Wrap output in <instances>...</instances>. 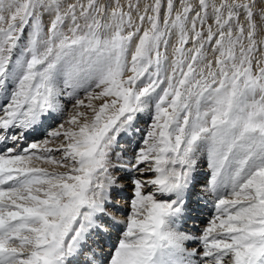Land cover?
<instances>
[{"label":"snow or ice","instance_id":"6c2138e0","mask_svg":"<svg viewBox=\"0 0 264 264\" xmlns=\"http://www.w3.org/2000/svg\"><path fill=\"white\" fill-rule=\"evenodd\" d=\"M0 145V264H264V0H0ZM201 153L193 236L176 225ZM114 169L133 174L120 221Z\"/></svg>","mask_w":264,"mask_h":264},{"label":"bare ground","instance_id":"6f19581e","mask_svg":"<svg viewBox=\"0 0 264 264\" xmlns=\"http://www.w3.org/2000/svg\"><path fill=\"white\" fill-rule=\"evenodd\" d=\"M65 99V98H64ZM70 107H72V105H70ZM144 117H143V120L145 119L146 120V115L144 114L143 115ZM140 121V120H139ZM54 123V121H48L47 122V124H46V126H48V128H53L54 126H52V124ZM53 125H55V124H53ZM135 125L137 126V125H139L138 123H135ZM135 125H134V128H133V130L132 131H129L130 133L132 132V134L134 133L133 131H134V129H136L135 128ZM144 128V127H143ZM144 130V129H143ZM145 132V131H144ZM141 133V135L143 136V134H142V131L140 132V130L139 131H137V133L135 134H133L131 137H132V140H131V142L130 141H128L129 142V147L128 148H126L125 147V145H119V147H118V149L116 150L115 149V152H118L119 154H120V157H122L125 161L129 158V157H131L132 156V152H134V151H130V149H131V147L134 145V148H137V146L139 147V142H137L138 140H137V134H140ZM30 135H32V134H30ZM29 135V136H30ZM140 135V136H141ZM127 136L128 135H126L125 136V138H127ZM141 136V137H142ZM122 137H120V139H121ZM124 138V137H123ZM130 140V139H129ZM123 141H125V140H123ZM118 143H119V141H118ZM141 144V143H140ZM136 145V146H135ZM119 150H121V152L119 151ZM199 162H201V163H199ZM203 162H207V159H206V155H204L203 153H201V155H200V157H199V159H198V164H197V168H196V172H195V177H194V180L196 181V180H198L199 178H200V175H201V173L203 172H205V168H203ZM41 166H44V167H51L50 165H41ZM207 167V166H206ZM61 171L63 170V169H60ZM117 170V169H116ZM125 177H127L128 175V177H131L133 174L132 173H130V172H127V173H125L124 171L123 172H120V171H118V172H116L115 173V170L113 171V175L114 176H116V177H118V181H117V187L116 188H114V191L116 192V194H118V196H117V198H118V202H116L115 203V201H113L114 202V204L112 203V201H111V197H110V203H108V205H107V208H106V211L108 210V211H110V209L111 208H120V209H127L126 207H127V204H124L123 202H122V200L121 199H125V197H126V199L125 200H127V194L125 193V194H123L126 190H128L127 188L125 189V186H122L124 183H125V178L124 179H119V177H121L122 175ZM205 179V178H204ZM203 182L204 183H201V181L200 180H198V184L197 185H199V186H195L194 187V191L195 192H197L198 194L200 193V191H198V190H200V189H206V185H207V181L205 182L204 180H203ZM127 184L128 185H131L129 182H127ZM200 185H203V186H200ZM122 189V190H121ZM196 189V190H195ZM114 191L113 190H111V194H110V196L111 195H113L114 194ZM129 191V190H128ZM202 191V190H201ZM119 193H121V194H123L122 195V197L120 198L119 197ZM204 193V192H203ZM208 193V192H207ZM120 194V195H121ZM115 200V199H114ZM192 200H193V202L191 203V206L189 205V211H188V213H187V216L189 217V214H192V213H194V212H192V210H194V211H197V212H195L194 214H192V215H190L191 217H189V219H193V217L192 216H200V215H205L204 214V212H206L208 209H209V213H211L210 211H212V209H211V207H212V203H213V201H212V198L211 197H209V196H205V195H200L199 194V199H198V203H197V196H194L193 198H192ZM127 202V201H126ZM121 204H123V205H126L125 207L123 206V205H121ZM108 208H110V209H108ZM112 210V209H111ZM116 212V211H115ZM114 212V213H115ZM127 210H126V214H127ZM112 213H113V211H112ZM208 213V214H209ZM123 213H119V211H118V213H117V216L118 217H115V220L116 221H118L117 219L119 218V216H120V218H123L124 217V219L126 218L125 216H126V214H124V215H122ZM212 214V213H211ZM211 214H210V216L209 215H207V216H205V217H207L208 218V220L211 218ZM114 215V214H113ZM186 217V216H185ZM108 218H106V225L108 226V232H110L111 233V228H110V226L108 225V223H113L112 222V220L111 219H108ZM188 219V218H187ZM183 221H185L186 219H182ZM207 220V221H208ZM205 225H207V222L205 223ZM204 225V227H206ZM199 227H202L203 225L201 224H199L198 225ZM203 227V228H204ZM202 228V229H203ZM104 235H106L107 236V234H104ZM104 235L101 237V236H98V235H96L95 233H93V235H92V237L89 239V243L90 244H92L94 247H97V248H99L98 247V245H95V243H97V242H100V239H102V241L100 242V245H103V237H104ZM190 235H193V236H196V235H194V234H190ZM96 237V238H95ZM95 238V239H94ZM186 244H188V243H186ZM198 242L197 241H190V243L188 244V245H185L187 248H199L198 247ZM103 249H106V248H103Z\"/></svg>","mask_w":264,"mask_h":264},{"label":"rangeland","instance_id":"374dc122","mask_svg":"<svg viewBox=\"0 0 264 264\" xmlns=\"http://www.w3.org/2000/svg\"><path fill=\"white\" fill-rule=\"evenodd\" d=\"M44 19H45V21L47 20V16H45L44 17ZM27 35V34H26ZM173 43H174V37H173ZM23 44H24V41L22 40L21 41V48L23 47ZM20 51V49H17V52H19ZM168 55L169 56H171V48H169L168 49ZM84 96H85V93L83 92V91H81L80 93H79V97L80 98H84ZM65 98V99H64ZM63 99H64V102L66 103V112H68V111H71V109H72V107H70V105H72L73 103H74V101H69L68 100V98H67V96H65ZM146 115V120L144 119L143 120V115ZM144 114H141L139 117H138V119L136 120V122L135 123H138L139 125H135V128L136 129H134V133L136 134L137 133V131H139L140 130V132L142 131V134H144V131L147 129V126H148V124L150 123V119H149V114L146 112V113H144ZM140 120V121H139ZM60 123V121L59 120H56V121H54V123L53 124H55V125H53L52 124V126H54L53 128H55L58 124ZM144 127V128H143ZM144 129V130H143ZM133 133V134H134ZM132 132L130 133V132H127V133H125V134H122L120 137H122L121 139H120V137L118 138V141H119V143L117 144V147H116V150L118 149V147H119V145H125V147L126 148H128L129 146V142L128 141H130L131 142V140H132ZM126 135H128L127 136V138H125V136ZM141 133L140 134H137V142H139V146H140V143H141ZM124 137V138H123ZM42 138V135L40 134L38 137H36V138H34L33 140H38V139H41ZM130 139V140H129ZM123 140H125V141H123ZM128 144V145H127ZM128 146V147H127ZM136 146V145H135ZM137 148H138V146H137ZM137 148H134V145L131 147V149H130V151L132 152V151H135ZM120 152H121V150H119ZM116 153H118V152H116ZM134 152H132L131 154H133ZM119 154V153H118ZM199 163H201V162H199ZM207 166V162H203V168H205V172L203 173H201V175H200V178L198 179V180H200L201 181V183H204L203 182V180L206 182V181H208L209 180V178H210V170L208 169V167H206ZM115 170V173L116 172H118V171H120V172H123V170H116V169H114ZM113 170V171H114ZM125 173H127L126 171H124ZM122 175V174H121ZM129 176V175H128ZM124 177L123 175L121 176V177H119V179L121 178V179H124L125 180V183L122 185V186H125V189L127 188L128 190H126L125 192H126V194H127V200H125L126 199V197H125V199H121L122 200V202L124 203V204H127V211L129 210V205H130V199H131V196H132V193H133V188H132V181H131V177ZM205 178V179H204ZM198 180H196L195 181V186H199V185H197L198 184ZM127 182H129L131 185H128L127 184ZM200 186H203V185H200ZM122 190V189H121ZM196 190V189H195ZM202 190V191H201ZM113 191H114V189H113ZM198 191H200V195H205L206 197L207 196H209V197H211L212 198V201H213V196H212V194L211 193H207V190L206 189H200V190H198ZM204 192V193H203ZM121 193H119V197L121 198L122 197V195L123 194H121ZM117 196H118V194H116V192L114 191V194L113 195H111L110 197H111V201H112V203L114 204V202L113 201H115V203L116 202H118L119 200H118V198H117ZM194 197V196H193ZM115 199V200H114ZM127 201V202H126ZM121 205H123V204H121ZM124 207L126 206V205H123ZM108 209H110V208H108ZM213 210V209H212ZM108 211V210H107ZM112 211H113V213H112ZM116 211V209H114V208H112V210H110V212H111V214H114V216H116V214H117V211ZM115 212V213H114ZM193 212V211H192ZM211 213H213L212 211H211ZM126 214V213H125ZM190 215H192V214H189V217H191ZM212 215V214H211ZM206 216V215H205ZM204 216V223L202 224L203 226H202V228L204 227V225H205V223L206 222H208L207 220H208V218L207 217H205ZM210 216V215H209ZM126 217V216H125ZM187 215H186V217H184L183 219H187V218H189ZM124 218V217H123ZM203 221V219L200 221V222H202ZM188 223V222H187ZM199 225V224H198ZM205 226H207V225H205ZM197 230H195V232H196ZM96 238V237H95ZM94 238V239H95ZM198 247H199V245H198ZM190 249H192V248H190Z\"/></svg>","mask_w":264,"mask_h":264}]
</instances>
